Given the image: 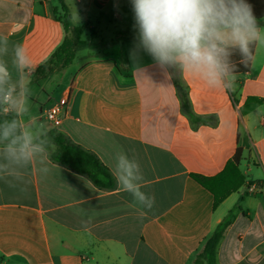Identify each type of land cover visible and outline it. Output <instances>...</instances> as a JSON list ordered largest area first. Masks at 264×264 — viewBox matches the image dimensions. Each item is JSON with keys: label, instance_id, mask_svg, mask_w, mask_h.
I'll use <instances>...</instances> for the list:
<instances>
[{"label": "crops", "instance_id": "0c3cea01", "mask_svg": "<svg viewBox=\"0 0 264 264\" xmlns=\"http://www.w3.org/2000/svg\"><path fill=\"white\" fill-rule=\"evenodd\" d=\"M62 4L74 26H86L84 44L70 67L33 83L65 38L55 17ZM134 25L131 0H0L9 48L2 59L13 79L14 46L31 60L29 116L95 153L111 173L117 152L134 158L141 190L155 200L151 210L133 207L117 182L99 188L48 150L46 174L37 164L22 180L0 178V264H192L230 210L216 264H264V44L254 45L248 70L235 72L234 91L212 89L179 69L162 70L149 54L137 60ZM66 94L53 127L44 113ZM238 147L245 184L214 209L213 194L192 176L220 175Z\"/></svg>", "mask_w": 264, "mask_h": 264}, {"label": "clouds", "instance_id": "9594fccd", "mask_svg": "<svg viewBox=\"0 0 264 264\" xmlns=\"http://www.w3.org/2000/svg\"><path fill=\"white\" fill-rule=\"evenodd\" d=\"M137 51L149 54L162 70L179 69L182 75L212 89L234 91L240 56L245 67L253 46L264 44L260 27L247 0H131ZM75 20L79 17L75 13ZM8 40L0 37V178L22 180L29 165L47 173L49 140L43 125L29 116L30 57L22 45L13 48V79L6 61ZM112 174L121 191L131 194L133 207L151 210L155 200L141 189L144 176L139 163L123 151L115 155ZM145 214L141 211V215Z\"/></svg>", "mask_w": 264, "mask_h": 264}, {"label": "trees", "instance_id": "16d2710c", "mask_svg": "<svg viewBox=\"0 0 264 264\" xmlns=\"http://www.w3.org/2000/svg\"><path fill=\"white\" fill-rule=\"evenodd\" d=\"M251 5L253 15L258 23H262L264 19V0H247ZM61 16H55L60 21L65 30V38L57 47L49 59L43 62L34 72L32 82H39L56 72L63 71L70 67L75 59L76 47L83 45L81 39L86 26H74L71 15L65 5L62 4ZM56 14V13H55ZM254 48V46H253ZM233 57L234 61H238L240 56L238 53ZM237 64V62H235ZM249 69L248 66L237 64V72ZM182 102L186 111L193 118L189 106L186 101L185 94L182 93ZM11 118L10 115H0V120ZM49 140L48 150L50 158L59 164H62L70 170L84 175L89 178L97 187L102 189H113L116 181L109 168L104 165L98 156L71 142L63 133L56 129L46 132ZM243 149L238 147L232 160L226 166L224 172L220 175L207 178L202 176H192V178L209 190L214 196L213 208H217L220 203L232 192L237 191L245 184V177L238 169V165L242 160ZM252 183H250L251 185ZM235 217L234 210H230L225 218L215 227L212 233L204 240L202 249L195 256L192 264H216L217 247L226 231L227 227L232 223Z\"/></svg>", "mask_w": 264, "mask_h": 264}, {"label": "built area", "instance_id": "2783aa9c", "mask_svg": "<svg viewBox=\"0 0 264 264\" xmlns=\"http://www.w3.org/2000/svg\"><path fill=\"white\" fill-rule=\"evenodd\" d=\"M68 104V94L62 96L55 104L47 108L45 119L53 126L58 127L62 123V114Z\"/></svg>", "mask_w": 264, "mask_h": 264}, {"label": "rangeland", "instance_id": "374dc122", "mask_svg": "<svg viewBox=\"0 0 264 264\" xmlns=\"http://www.w3.org/2000/svg\"><path fill=\"white\" fill-rule=\"evenodd\" d=\"M109 35V34H108ZM107 36V35H106ZM134 44H136V41H133L132 43H130L129 44V46H132V45H134ZM134 48H136V47H134ZM140 51H142L143 53H139V54H137L135 57H136V59L137 60H143V59H145L146 57H148V54L146 53V52H144L143 50H140ZM126 52H128V53H130V54H134V53H136V50H132V49H130V48H127L126 49ZM250 176H251V174H248V177L247 178H250Z\"/></svg>", "mask_w": 264, "mask_h": 264}]
</instances>
